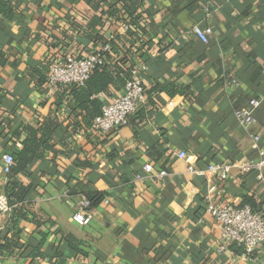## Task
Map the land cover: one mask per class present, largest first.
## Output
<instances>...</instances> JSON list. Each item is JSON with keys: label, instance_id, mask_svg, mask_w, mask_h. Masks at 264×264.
<instances>
[{"label": "crops", "instance_id": "0c3cea01", "mask_svg": "<svg viewBox=\"0 0 264 264\" xmlns=\"http://www.w3.org/2000/svg\"><path fill=\"white\" fill-rule=\"evenodd\" d=\"M111 3L120 18L127 17L121 2ZM0 5L11 12L0 11V52L6 56L0 68V233L13 219L28 245L37 231L7 206L1 162L21 149L26 127L38 130L50 116L58 130L49 144L59 153L45 150L18 177L33 185L29 209L50 220L40 229L48 232L44 252L59 246L68 254L61 237L70 235L86 257L65 255L66 264H244L240 247L216 254L218 232L204 196L215 186L221 190L218 201L238 207L248 200L256 210L264 205V0H141L136 12L144 17L151 50L143 75L146 103L140 115L104 138L90 132L71 95L60 100L62 90L37 89L29 72L44 75L55 62L91 54L87 24L95 13L82 1L0 0ZM116 18L103 20L121 35L120 47L134 46ZM195 25L206 33L207 45L191 30ZM109 89L115 97L123 92ZM109 96L101 92L90 100L107 102ZM251 99L259 102L258 144L234 117ZM145 164L153 175L144 172ZM214 164L232 167L226 181L201 173ZM161 171L168 176L160 180ZM69 186L109 194L86 227L72 220L84 199L69 196ZM256 258L264 263V245ZM0 264L29 263L12 256L0 258Z\"/></svg>", "mask_w": 264, "mask_h": 264}, {"label": "trees", "instance_id": "16d2710c", "mask_svg": "<svg viewBox=\"0 0 264 264\" xmlns=\"http://www.w3.org/2000/svg\"><path fill=\"white\" fill-rule=\"evenodd\" d=\"M72 3L82 1L95 15L89 19L87 24V30L92 32L89 34V40L93 46L92 52L102 48L104 45H109L108 51L102 52L103 63L101 66H97L89 79L82 86L75 85H63L56 86V89L62 90L59 92L60 100L63 97L71 95L72 101L77 109L85 112L83 120L87 126H89L93 119L100 115L101 106L106 101L99 103L97 100H90L92 95L106 93L110 94L111 100L119 97L111 94L109 87H112L115 91H121L124 84L131 79V73L139 63H146L149 59L148 56V43L149 39L145 37L147 34L144 31V17L141 13L136 12L138 5L141 0H115L121 2L124 12L127 17H119V14L115 10V4L111 3L112 0H70ZM106 7V9H104ZM0 11L7 13L11 16V12L6 5H0ZM117 16V20L120 23L127 26V32L125 35L134 41V46H121L119 45V39L121 35L116 31L115 27L109 26L104 22L103 17ZM99 30L95 32L96 28ZM119 34V35H118ZM113 36L114 39L110 40L109 37ZM124 45V44H122ZM207 45V44H204ZM6 63V56L0 52V68L4 67ZM31 75L36 77L37 83L36 88L43 91L46 90V76L47 73L41 75L37 70H30ZM144 88V87H143ZM145 89V88H144ZM172 95V94H171ZM3 99V93L0 92V102ZM109 100V101H111ZM59 101V100H58ZM60 102V101H59ZM146 103V102H145ZM144 103V104H145ZM140 106L133 115L130 116L129 121L134 117L140 115L143 111V107ZM257 118V110H256ZM258 120V119H257ZM58 124L52 117H46L42 122L38 130L26 127L28 135L26 139L22 141L21 149L12 154L13 164L10 167V171L7 178L5 198L7 206L11 207L12 214L19 216L24 221H29L36 227V232L30 234L31 238L28 245H25L21 239L22 230L16 225V222L12 219L9 220L7 226L8 229L5 233H0V258H10L12 256L20 257L25 259L27 263L34 264L35 260H48L52 261L53 264H66L65 255L67 257H79L85 258L84 253L80 248L75 239L70 236H62L61 243L67 251L66 254L61 252L60 247H56L53 252H44V242L47 238L48 232L40 230L47 226L50 221L46 216L40 212H33L29 208V202L27 197L33 188L32 184H22L18 177L20 175H27V169L33 165L37 160H42L43 152L51 150L53 155L56 156L59 152L51 148L49 140L54 137L57 132ZM110 134V133H109ZM105 134L102 137L109 135ZM102 138V139H103ZM82 187L81 185H79ZM86 187V188H85ZM85 190L77 189L76 187L69 186L68 195H82L83 199L87 201L88 211L98 208L104 201L105 197L109 194L108 192H98L89 189L85 186ZM249 206L254 212H262L264 205L261 206V210L253 208L252 201L246 200ZM236 247L232 245V247ZM63 248V249H64ZM242 249V248H240ZM65 251V250H64Z\"/></svg>", "mask_w": 264, "mask_h": 264}, {"label": "built area", "instance_id": "2783aa9c", "mask_svg": "<svg viewBox=\"0 0 264 264\" xmlns=\"http://www.w3.org/2000/svg\"><path fill=\"white\" fill-rule=\"evenodd\" d=\"M205 13L209 16L210 10L205 9ZM191 30L202 44L208 43L207 35L199 25H195ZM120 32L125 34L127 26L121 24ZM109 39L113 40L114 37L110 36ZM109 49L110 46L107 44L82 58H69L63 63H53L47 70V90H52L60 85L82 86L89 79L93 70L103 63L102 52ZM150 51L148 50L147 53L149 56ZM146 70V63H139L133 68L131 79L124 84L121 95L101 106L100 115L93 119L90 126V132L93 135L102 137L126 126L130 116L146 102L145 89L143 88V75ZM233 85L235 86L236 82ZM258 104L259 102L256 99H251L248 101L247 106L240 107L234 112L236 123L252 138L255 144L260 141V134L256 131L259 124L255 115L259 107ZM177 157L179 160H184L186 154L179 152ZM12 164L13 156L11 153H7L3 156L1 162V168L5 175H8ZM231 168L230 165L214 164L209 165L207 170L201 173L207 179L215 178L216 180L226 181ZM241 169L246 171L248 167L243 165ZM257 169L260 170V167L257 166ZM143 170L145 173L153 175L151 165L145 164ZM188 171L195 174L192 166L188 167ZM167 176L168 174L165 171H161L156 175L160 180ZM257 178L261 183L263 182L261 173L257 175ZM219 195H221V190H218L215 186H210L204 196V202H206L205 212L215 222L218 232L216 254L220 256L227 251L228 247L235 245L243 250L242 262L244 264H264L258 262L256 258L260 247L264 245V213L254 212L247 205L237 207L230 202L218 201ZM88 206L86 200H81L78 211L72 217V220L82 227L89 225L92 220V211L87 210ZM8 210L9 208L6 209V211Z\"/></svg>", "mask_w": 264, "mask_h": 264}]
</instances>
